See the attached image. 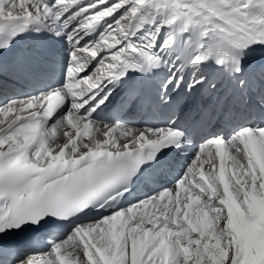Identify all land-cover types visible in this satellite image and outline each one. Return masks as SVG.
<instances>
[{
    "label": "snow or ice",
    "instance_id": "6c2138e0",
    "mask_svg": "<svg viewBox=\"0 0 264 264\" xmlns=\"http://www.w3.org/2000/svg\"><path fill=\"white\" fill-rule=\"evenodd\" d=\"M0 264H264V0H0Z\"/></svg>",
    "mask_w": 264,
    "mask_h": 264
}]
</instances>
